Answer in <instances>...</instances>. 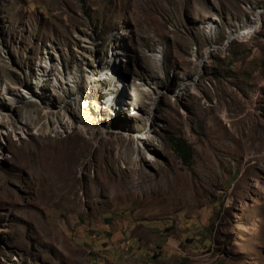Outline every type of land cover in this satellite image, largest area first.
<instances>
[{"label": "rangeland", "instance_id": "obj_1", "mask_svg": "<svg viewBox=\"0 0 264 264\" xmlns=\"http://www.w3.org/2000/svg\"><path fill=\"white\" fill-rule=\"evenodd\" d=\"M150 223L264 264V0H0V264H99Z\"/></svg>", "mask_w": 264, "mask_h": 264}, {"label": "crops", "instance_id": "obj_2", "mask_svg": "<svg viewBox=\"0 0 264 264\" xmlns=\"http://www.w3.org/2000/svg\"><path fill=\"white\" fill-rule=\"evenodd\" d=\"M103 223L106 230L104 236L111 239L115 234L113 220L106 218ZM136 229L137 233L142 231L143 234H138L129 242L131 248L124 242L120 243L126 249L102 252L98 255L99 264H196L194 256L182 249V242L165 236V230L161 226L140 224Z\"/></svg>", "mask_w": 264, "mask_h": 264}, {"label": "trees", "instance_id": "obj_3", "mask_svg": "<svg viewBox=\"0 0 264 264\" xmlns=\"http://www.w3.org/2000/svg\"><path fill=\"white\" fill-rule=\"evenodd\" d=\"M172 144H173V149L176 152V154L182 157L185 161H189L191 152L187 144L181 140H178V141L172 140Z\"/></svg>", "mask_w": 264, "mask_h": 264}, {"label": "bare ground", "instance_id": "obj_4", "mask_svg": "<svg viewBox=\"0 0 264 264\" xmlns=\"http://www.w3.org/2000/svg\"><path fill=\"white\" fill-rule=\"evenodd\" d=\"M233 34H237V32H234V33H232V34L229 36L228 43L235 39V38L232 37ZM98 102L102 103V101H100V100H98ZM26 124H29V120L26 121ZM27 129H28V128H27Z\"/></svg>", "mask_w": 264, "mask_h": 264}]
</instances>
